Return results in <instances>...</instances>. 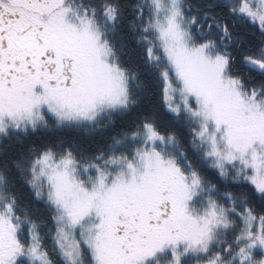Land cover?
I'll return each mask as SVG.
<instances>
[{"label":"snow or ice","instance_id":"1","mask_svg":"<svg viewBox=\"0 0 264 264\" xmlns=\"http://www.w3.org/2000/svg\"><path fill=\"white\" fill-rule=\"evenodd\" d=\"M0 264H264V0H0Z\"/></svg>","mask_w":264,"mask_h":264}]
</instances>
